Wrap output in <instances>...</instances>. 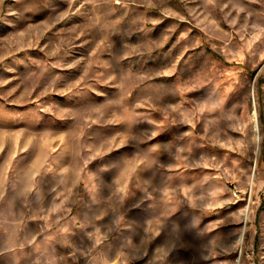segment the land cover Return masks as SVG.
<instances>
[{"label":"rangeland","instance_id":"rangeland-1","mask_svg":"<svg viewBox=\"0 0 264 264\" xmlns=\"http://www.w3.org/2000/svg\"><path fill=\"white\" fill-rule=\"evenodd\" d=\"M0 264H264V0H0Z\"/></svg>","mask_w":264,"mask_h":264}]
</instances>
